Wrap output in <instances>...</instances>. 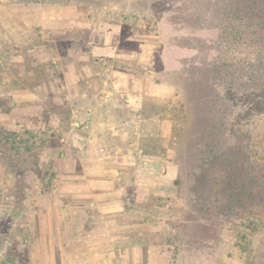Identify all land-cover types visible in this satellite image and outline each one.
I'll list each match as a JSON object with an SVG mask.
<instances>
[{"label":"rangeland","instance_id":"374dc122","mask_svg":"<svg viewBox=\"0 0 264 264\" xmlns=\"http://www.w3.org/2000/svg\"><path fill=\"white\" fill-rule=\"evenodd\" d=\"M229 1L253 9V23L264 20V0H0V264H48L51 252H74L77 215L60 227V206L75 205L70 189L84 169L105 167L126 184L115 197L122 207L109 214L114 226L96 233L116 241L110 264H149L153 246L152 264H264L260 32L252 34L254 73L233 86L224 80L211 111L208 102L214 63L251 69L233 48L223 53ZM114 74L134 79L129 93L165 95L143 94L137 115L125 95H106ZM115 111L127 135H106L102 151L72 125L86 112L92 125ZM211 115L223 126L211 129L214 147L198 159ZM114 145L123 149L116 162L104 157ZM91 219L100 226L107 217Z\"/></svg>","mask_w":264,"mask_h":264},{"label":"crops","instance_id":"0c3cea01","mask_svg":"<svg viewBox=\"0 0 264 264\" xmlns=\"http://www.w3.org/2000/svg\"><path fill=\"white\" fill-rule=\"evenodd\" d=\"M109 77L110 79L107 80L108 85L110 86L107 88V96L111 97L112 95H125L123 98L127 103H124V106L127 108H130L132 111H138L142 104V96L143 94H150V95H157V96H164L165 94L161 91H138L137 94L129 93V91L132 87H130V83L134 81L133 78L129 77L127 74H125V77H122L120 75L119 77L117 74H114ZM123 78V79H122ZM125 79V80H124ZM125 85V88L122 87V85ZM153 88H155L153 86ZM135 114L139 115L138 112ZM113 118H109L106 120V118L102 120H94V124H92L89 129L87 130L89 132V135L87 136V139L90 142H94L99 146V150L102 151L103 145L102 142H105V136H119L120 138H123L127 135V132L124 131V126L127 121L124 120V118H121L116 114V111L114 115H112ZM109 115V117H112ZM107 117V116H106ZM136 130V129H135ZM83 142V141H80ZM113 149V154L110 153L107 155H104V157H110L112 158V161L116 162L118 159L117 153L122 152V147L120 145H114L111 147ZM127 158H130V155L127 154ZM104 160V159H103ZM91 169V168H88ZM119 171H114L112 167H105L102 168L100 171L90 170L85 172V169L83 171V174L79 177H77L78 185L81 184V186L77 188H73L70 190H74L73 194L76 198L75 205H71L69 203L63 204L60 206L61 211L65 212L66 216L63 217V219H60V227H67L68 223L71 224L72 220V214L73 212L76 213V221H75V228L76 231V238L75 242L77 246L76 250L74 252H65L60 251L59 254V264H67L68 259H74L75 264H84L85 260H99L102 259L103 261H107V264H110V260L114 257L113 252V246L115 244L114 237L108 236V237H100L98 234L100 227L104 228L106 225L107 227H110L111 224L114 223L109 220L110 212H113L114 210H117L122 207L117 200H115V197L117 194L125 193L126 191V184H119V180H121V175L119 174ZM66 180H69V182H72L73 177L70 174H67L65 176ZM76 178V177H75ZM140 177H137L134 179L135 184L137 185V191L138 195L141 194V192H144V188L141 186ZM115 182H118L115 184ZM146 194V193H144ZM142 195V194H141ZM95 213H101L102 215H106L107 220L104 222L102 221L101 225L99 226L98 222L94 223L92 221L93 215ZM70 214V218L68 215ZM79 214V215H78ZM79 216V217H78ZM50 222V221H49ZM49 222H46L47 226ZM85 222L86 225H85ZM88 224V226H87ZM105 224V225H104ZM50 227H52V221L49 224ZM85 227H90L92 230L90 232H86V237L84 236V229ZM51 238L49 239V242L54 241V238H52L53 235H50ZM61 245H68L70 244L71 240L68 239V237L61 236L59 238ZM107 246V251L105 254L100 253L98 251V246L100 244H104ZM83 244L91 245V250L88 252L82 250ZM112 246V249L110 252V247ZM152 247V246H150ZM155 247L148 249V262L149 264H152L153 256L155 255ZM65 249V248H64ZM62 250V247H61ZM58 254L50 253V259L51 261L48 264H57L55 262V259L58 257ZM57 256V257H56ZM35 264V263H30Z\"/></svg>","mask_w":264,"mask_h":264},{"label":"trees","instance_id":"16d2710c","mask_svg":"<svg viewBox=\"0 0 264 264\" xmlns=\"http://www.w3.org/2000/svg\"><path fill=\"white\" fill-rule=\"evenodd\" d=\"M234 1H229L224 13V25H223V53H225L228 49L233 48L234 52L240 53L242 55V64H246V66L251 67L248 72H245L242 69H239L238 66H234V68L230 69L227 66L224 68L223 65L213 64L211 69V78L214 83H211L210 94H209V108L215 105L217 97H219L220 90L218 86L223 88V81L226 80L233 86L234 80L238 81L241 79L244 74L246 77H250L251 73L254 71L253 63L255 59L256 52L251 49L254 46V37L252 34L261 33V37H259L257 42H264V20L260 22H252L254 18L253 9L250 7L246 8L244 11L243 7L236 5L237 3H233ZM254 56V57H253ZM223 67V68H222ZM242 70V71H241ZM254 73V72H253ZM221 79V83L217 82V80ZM229 85V87H230ZM226 86V85H225ZM219 87V88H220ZM224 89V88H223ZM209 112V110H208ZM205 122V131L200 136V149L198 151V159H203L207 148L209 147L210 142L212 143V136L210 135L211 129L215 127L223 126V118L212 117V115L206 118ZM223 133V129H222ZM214 147V146H213ZM213 155L209 156L211 159ZM237 199H240L239 195H236ZM236 201V199H234ZM233 201V202H234Z\"/></svg>","mask_w":264,"mask_h":264},{"label":"built area","instance_id":"2783aa9c","mask_svg":"<svg viewBox=\"0 0 264 264\" xmlns=\"http://www.w3.org/2000/svg\"><path fill=\"white\" fill-rule=\"evenodd\" d=\"M72 125H73L74 128L80 129L82 131L88 130L90 125H91V113L90 112H86L85 116L82 119L75 118L72 121ZM60 141L65 142L66 141L65 136H61L60 137Z\"/></svg>","mask_w":264,"mask_h":264}]
</instances>
